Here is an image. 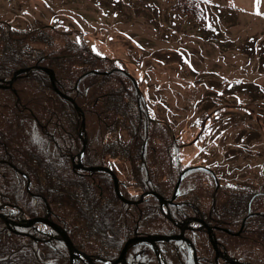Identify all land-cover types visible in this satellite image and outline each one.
<instances>
[{
	"label": "trees",
	"instance_id": "obj_1",
	"mask_svg": "<svg viewBox=\"0 0 264 264\" xmlns=\"http://www.w3.org/2000/svg\"><path fill=\"white\" fill-rule=\"evenodd\" d=\"M194 1L197 4L198 0ZM197 5L199 9L187 4L186 10L180 12L186 13L190 22L188 14L208 23L207 7L203 2ZM57 38L64 41L62 46H56ZM39 43L44 48L35 46ZM117 60L98 54L83 43V38L71 40L63 33L58 34L55 26L16 28L0 22V78H10L18 68L35 64L53 68L59 89L75 98L86 122L82 137V119L74 104L53 90L45 71H32L19 77L13 87L0 88V157L16 160L34 177L30 191L23 176L8 177V183L0 179V189L19 187L8 190L13 195L6 202L19 205L27 216L46 210L42 200L35 197H45L50 204L54 201V208L64 205L67 213L72 211L74 219L71 221L70 216L64 215L57 219L71 234L74 244L81 243L88 254L109 259L119 254L128 236L149 228L158 229L166 218L159 208L152 207H147L142 217L137 210L127 217L113 182L105 180L106 177L111 180L108 174H98L106 176L101 178L102 185H107L102 189L107 190L104 199L93 179L74 173L69 158L80 152L83 140L87 139L85 162L130 164L131 177L121 187L124 190L170 194L188 168L180 157L182 141L168 122L159 120L151 111L140 81L136 79V86L127 67L117 64ZM98 154L102 155L99 160ZM261 184L257 190L251 186L225 185L213 170L200 166L188 168L178 190L190 202H206L205 210L235 228L239 234L225 236L229 252L240 260L264 264V180ZM30 193L40 196L30 198ZM6 210L14 214L11 207ZM139 218L143 219L140 220L143 225ZM76 220L82 222L76 224ZM34 236L17 235L0 219V264H71L61 240ZM204 238L205 242H199V246L206 257H198L199 264H216ZM173 257L175 264H195L192 255L183 261L185 257L181 258L180 251H175Z\"/></svg>",
	"mask_w": 264,
	"mask_h": 264
},
{
	"label": "rangeland",
	"instance_id": "obj_2",
	"mask_svg": "<svg viewBox=\"0 0 264 264\" xmlns=\"http://www.w3.org/2000/svg\"><path fill=\"white\" fill-rule=\"evenodd\" d=\"M198 2L211 15L206 24L188 14L190 22L180 12L187 4L199 9ZM198 2L0 0V22L16 28L55 26L58 34L83 38L98 54L118 59L140 81L151 111L182 141L184 165L208 166L225 185L257 190L264 180V0ZM130 169L128 162H116L120 180L131 177ZM55 208L73 221L64 205Z\"/></svg>",
	"mask_w": 264,
	"mask_h": 264
},
{
	"label": "flooded vegetation",
	"instance_id": "obj_3",
	"mask_svg": "<svg viewBox=\"0 0 264 264\" xmlns=\"http://www.w3.org/2000/svg\"><path fill=\"white\" fill-rule=\"evenodd\" d=\"M84 157H85V154L82 157V163H84L85 166L96 165V164H89L85 162ZM2 158H4L3 160L4 164L0 165V179H3V182L4 180H6V182L8 183L7 181L9 179L8 177L23 176L26 179H29L28 181V184L30 182L29 190H32L31 188H33V186H31V184H32V179H34L33 175L31 173H26L24 171V168L20 166L16 160L11 159L12 161L10 160L11 161L10 162L7 160L6 157H2ZM69 159H70L71 168L73 170L74 159L76 162H78V159H79L77 156V153L72 154ZM101 164H105V163H101ZM78 170L79 171L77 172L73 170V172L85 179H89V177L93 179L94 183L98 185V188L100 189L98 190V192L105 199L107 190H102L103 185L101 182V178H104V177H100L101 175H98L100 173H93L92 175H90L86 170H83V169H78ZM110 181L113 182L112 179ZM123 184H126L124 180H122L120 187H122ZM121 192H122L124 199L126 198L131 201V202L124 201L123 198L120 197L115 192L117 199L121 200L125 205L124 206L125 216L127 215L128 217L131 214L132 210H137L138 214L142 217L143 214H145V210H147L146 208L152 207L155 209L159 208L164 218H166V220H161L163 224L160 225L158 229L151 228L153 232L149 231L151 230L149 228V229H146L144 233L136 232L134 235L128 236L122 248L124 247L127 240L135 236L146 237L149 235H166V236L173 235V236H179L181 238H178L176 240L170 239L166 241L160 240V241H156L155 244H152L150 242H140L132 246L127 251V254L125 256V262L120 263V264H175L173 260L174 258L173 253L175 251L177 253L180 251V254L182 256L181 258L185 257L183 261L187 260L192 255L194 259V263L199 264L198 257H200L201 259H204L206 257L204 254L203 255L201 254L203 252L201 250V247L199 246V242L201 244L205 242L204 237H206V240L210 244V247L213 251L214 261L216 264H234L233 262L251 263L249 261L240 260L236 255L228 251V248L226 246L227 240L225 236L228 237L230 235L239 234V233H237V231H235V228H233L231 225L229 226L227 222H220L217 219L216 215H215L216 217H213L212 216L214 214L213 212H208V210H205V207L206 205L208 206V204L188 201L187 199H189V197L184 198L181 190H177V192L176 190H173L170 194L166 192L165 195L158 190H141V191L136 192L135 190H124L121 188ZM156 193L162 195L165 198L164 202H161V200L156 195ZM143 194H146V196H144ZM32 195L38 196L39 194L32 193ZM174 196L175 198L172 199ZM50 213H53V212H50ZM57 215L59 216L63 214L60 212ZM50 217L53 221L57 222L58 224L64 227V224L62 223V221L59 220L60 218L57 219V216L52 215V214H50ZM140 220L143 221V219L139 218V221H138L139 223L143 225V223L140 222ZM244 225L245 224L243 223L240 226L239 232L243 230ZM30 229L31 230L28 233L31 235L34 233L35 235H38V236H42V237L46 236V239H48L49 236L58 237V235L49 226H46V225H43V226L39 225V228L35 227V228H30ZM38 231H40V233L44 235H41ZM209 232L216 235L217 245L219 248L218 251H216L214 246L209 241ZM222 232H224L225 235H223ZM67 233L71 237V234L69 232ZM59 240H61L64 243L62 239L59 238ZM76 247L78 251L86 252L85 250L82 249L81 243L79 246H76ZM152 249L155 255H152ZM121 250L117 256L110 259L109 261L118 258L119 255L121 254ZM89 255L94 258L109 259L103 255L99 256L95 253H89ZM97 264H103V263L97 262Z\"/></svg>",
	"mask_w": 264,
	"mask_h": 264
},
{
	"label": "water",
	"instance_id": "obj_4",
	"mask_svg": "<svg viewBox=\"0 0 264 264\" xmlns=\"http://www.w3.org/2000/svg\"><path fill=\"white\" fill-rule=\"evenodd\" d=\"M33 69H42L44 70L50 77V80H51V83L54 87V90L61 94L63 97H65L66 99L72 101L75 105V108L77 109V111L79 112V114L82 116V130L85 131V115L83 113V111L81 110V108L77 105V103L73 100V98L63 94L56 86V75H55V72L52 68L50 67H46V66H33V67H28V68H21V69H18L14 72L12 78L6 80V79H2L0 80V86L4 87V88H10L14 81L18 78L19 75L21 74H27L29 73L31 70ZM136 82V81H135ZM86 144L87 142L84 140V145H83V149L81 151V153L79 154V156L81 157L82 153L85 151V147H86ZM75 168H83V169H86L90 172H95V171H107L109 172L112 177H113V180H114V183H115V188H116V191H117V194L121 196V192H120V186H119V179L117 177V175L108 167H103V166H97V167H85L82 163L78 164V165H75L74 166ZM180 183V179L178 181V184L176 186V190H177V187ZM158 195V194H156ZM159 196V195H158ZM123 198V197H122ZM160 200L162 202H164L163 198L160 197ZM124 199V198H123ZM125 200V199H124ZM126 202H129L128 200H125ZM131 202V201H130ZM1 215V214H0ZM5 218V217H4ZM9 222V221H7ZM36 222H43V223H47L48 225H50L51 227H53L60 235L61 237L63 238V240L65 241L69 251H70V254H71V262H73V260L78 256L76 255L75 253V246L73 245V242L71 240V238L69 237V235L67 234L66 230L64 228H62L61 226L49 221L48 219V216H46L45 218L44 217H36V218H33V219H28V220H25L24 222L22 223H15L14 224H17L19 226H32L34 223ZM182 236V235H181ZM178 239V238H181L179 236H163V235H154V236H146V237H135V238H131L129 239L124 248L122 249L121 251V254L119 256V258L115 261H112L111 264H119V263H124L125 262V256L127 254V251L129 250V248L131 246H133L134 244L140 242V241H146V242H150L152 244H155L156 241H160V240H169V239ZM209 238H210V241L211 243L213 244L214 248L216 249V251L219 250L218 248V245H217V239L215 237L214 234L210 233L209 234ZM158 252V250H157ZM87 259H89V257L87 255H85L84 253H82ZM218 256V255H217ZM216 256V258H217ZM90 263L92 262L91 260H89ZM234 264H253V263H241V262H233ZM92 264V263H91Z\"/></svg>",
	"mask_w": 264,
	"mask_h": 264
},
{
	"label": "bare ground",
	"instance_id": "obj_5",
	"mask_svg": "<svg viewBox=\"0 0 264 264\" xmlns=\"http://www.w3.org/2000/svg\"><path fill=\"white\" fill-rule=\"evenodd\" d=\"M32 72V71H31ZM31 72H29V74L31 73ZM28 74V75H29ZM0 88H4V87H2V86H0ZM4 158H2V157H0V165H3L4 164ZM8 161H10L11 159L9 158V159H7ZM12 161V160H11ZM10 161V162H11ZM1 183V182H0ZM1 190V189H0ZM8 190H19V187H15V188H6V189H3V191H1L0 192V206H2V205H4V204H6V201L8 200V198L11 196V195H13V194H11V193H9V191ZM42 206L44 205L45 206V208H46V210H48L49 212H53V213H49V214H52V215H55V216H58L57 214L58 213H60L61 211H58L57 212V214H55L56 213V208H54L53 206H52V204H50L49 203V201H48V199L47 198H45V197H43L42 198ZM6 215H10V216H12L13 214H12V212H10L9 210H6L5 212H4ZM5 226L10 230V231H13L15 234H17V235H26V231L23 229V228H20V227H17V226H13L10 222H7V221H5ZM51 238H52V241H55V240H59V238L58 237H56V236H54V237H52L51 236ZM104 260H110V259H104ZM71 264H80V263H71Z\"/></svg>",
	"mask_w": 264,
	"mask_h": 264
}]
</instances>
